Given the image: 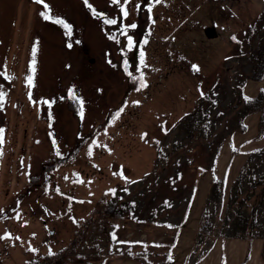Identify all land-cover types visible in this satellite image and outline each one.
Here are the masks:
<instances>
[{"label": "rangeland", "instance_id": "rangeland-1", "mask_svg": "<svg viewBox=\"0 0 264 264\" xmlns=\"http://www.w3.org/2000/svg\"><path fill=\"white\" fill-rule=\"evenodd\" d=\"M263 7L264 0H0V264L41 259L77 231L67 264L163 262L215 163L202 168L230 136L231 86L249 69ZM205 94L220 100L213 134L174 151L175 123ZM251 156L227 188L223 180L222 199L210 201V186L200 222L209 231L199 229L203 244L188 264L213 238L227 237L234 180L244 167L243 187L264 172V156L249 163ZM113 192L135 202L133 214L97 211ZM255 193H239L247 196L241 211ZM252 232L235 238L258 237Z\"/></svg>", "mask_w": 264, "mask_h": 264}, {"label": "trees", "instance_id": "trees-1", "mask_svg": "<svg viewBox=\"0 0 264 264\" xmlns=\"http://www.w3.org/2000/svg\"><path fill=\"white\" fill-rule=\"evenodd\" d=\"M260 18L264 16V12H261ZM260 21V19H259ZM254 27L255 34V47L249 51L248 61L249 69L242 78L236 84L231 86V100L229 102V108L233 111V116L231 118L230 132L232 135L236 132H243L246 130L245 119L248 115L253 113H260L259 129L258 135L261 136L264 134V90H260L259 93L253 97L245 99L243 93L244 85L247 81H258L261 80L264 76V22H259ZM219 98L215 94H205L199 100L198 104L194 109L189 113L181 117L174 125V128L177 131V139L175 140L173 147L174 151H177L179 146L182 145L183 141H197L199 139H208L214 132L215 124L214 120L211 119V113L216 105L219 103ZM72 102H68L70 107ZM72 108V107H71ZM220 144V143H219ZM221 145H218L211 153V162L209 167L202 168V172L210 169L215 163V157L219 153ZM249 163L252 162L253 158H259L264 156V146L260 149L254 150L251 153ZM51 168L55 166L50 164ZM44 172L47 173L50 170L49 167L45 165L43 168ZM246 167H244L238 177L234 180L229 194V202L231 201L232 205H235L236 211L234 212L232 218L231 215H225L224 223L228 225V234L227 237H240V234H245L244 232L256 231L258 232V237L263 239V249L261 257L264 260V172L261 173L256 180L246 178V186L243 187V179L245 178L244 172ZM249 190H252L255 193V203L252 205L251 209L246 213L241 211V207L246 205L247 196L242 199H239V193H247ZM225 193L224 181L218 178H214L211 183L210 189V201H215L222 199ZM114 194V192H113ZM234 206V207H235ZM135 202L131 201H119L117 196L112 195L109 200L106 201L103 209L98 208V212L103 211L104 213L121 218L125 215H131L134 213ZM263 211L262 219L258 217V211ZM206 219V217H203ZM230 224V225H229ZM210 225L207 224L206 220L204 224L200 227V233L207 235ZM83 230V228H81ZM76 232L75 238L70 242V244L57 252L49 253L42 256L41 259L29 260L26 264H67L74 261L71 253L74 252V247L78 244L81 234ZM254 237V236H253ZM172 246V243L170 244ZM171 248V247H170ZM169 256V253L166 254ZM164 258V261L160 264H167L170 260Z\"/></svg>", "mask_w": 264, "mask_h": 264}, {"label": "crops", "instance_id": "crops-1", "mask_svg": "<svg viewBox=\"0 0 264 264\" xmlns=\"http://www.w3.org/2000/svg\"><path fill=\"white\" fill-rule=\"evenodd\" d=\"M260 90H264V76L258 81H247L243 93L246 97L253 98ZM259 121L260 113L248 115L245 119L246 130L226 138L213 169L207 171L196 186L185 221L175 227L176 237L169 250L167 258L170 261L167 264H188L194 250L203 244L196 240L211 183L214 178L222 179L227 188L251 152L264 146V134L258 135ZM262 246V239L259 237H215L207 249L203 250L202 257H198L196 264H264L260 257ZM111 264L144 263L134 259H117Z\"/></svg>", "mask_w": 264, "mask_h": 264}, {"label": "snow or ice", "instance_id": "snow-or-ice-1", "mask_svg": "<svg viewBox=\"0 0 264 264\" xmlns=\"http://www.w3.org/2000/svg\"><path fill=\"white\" fill-rule=\"evenodd\" d=\"M36 2H37V3H40L41 0H36ZM114 2H117V0H114ZM161 2H162V0H155V3H161ZM85 3H87V0H85ZM45 7H47V5H45ZM151 10H152L151 8L148 9L149 12H151ZM121 11H122V13H123V15H124L125 17L128 16V11L126 10V8L121 7ZM42 15H43V14H42ZM44 18H45V19H49L50 17L47 16V15H45ZM104 22L107 23V24H115V23H116L115 20H107V19H106ZM66 27H67V26H66ZM132 27L135 28L136 25L133 24ZM69 32H70V29H69ZM234 39H235V38H234ZM145 43H146V41H145ZM129 46H130V47L132 46V41H131L130 38H129ZM69 47H71V45H69ZM140 57H141V63L143 64V57H144V53H143V51H141V53H140ZM145 66H146V65H145ZM194 70L199 71V68L194 66ZM129 75H131V73H129ZM29 83L31 84V79L29 80ZM140 87H142V88H143V87H147V85H146L145 83H143L142 77H141ZM2 98H3V93H0V100H2ZM245 99H248V98L245 97ZM81 103H82V102H81ZM0 155H2V152H0Z\"/></svg>", "mask_w": 264, "mask_h": 264}]
</instances>
